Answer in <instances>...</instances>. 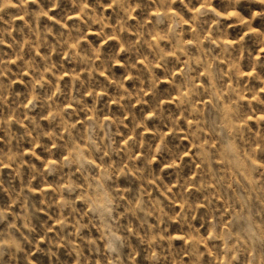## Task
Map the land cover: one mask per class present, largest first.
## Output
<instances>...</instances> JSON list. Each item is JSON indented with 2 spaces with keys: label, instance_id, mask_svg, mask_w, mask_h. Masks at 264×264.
Wrapping results in <instances>:
<instances>
[{
  "label": "clouds",
  "instance_id": "9594fccd",
  "mask_svg": "<svg viewBox=\"0 0 264 264\" xmlns=\"http://www.w3.org/2000/svg\"><path fill=\"white\" fill-rule=\"evenodd\" d=\"M0 264H264V0H0Z\"/></svg>",
  "mask_w": 264,
  "mask_h": 264
},
{
  "label": "rangeland",
  "instance_id": "374dc122",
  "mask_svg": "<svg viewBox=\"0 0 264 264\" xmlns=\"http://www.w3.org/2000/svg\"><path fill=\"white\" fill-rule=\"evenodd\" d=\"M259 23V22H258Z\"/></svg>",
  "mask_w": 264,
  "mask_h": 264
}]
</instances>
